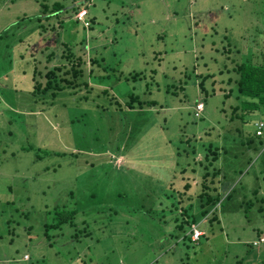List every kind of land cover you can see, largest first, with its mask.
Returning a JSON list of instances; mask_svg holds the SVG:
<instances>
[{"label":"rangeland","instance_id":"obj_1","mask_svg":"<svg viewBox=\"0 0 264 264\" xmlns=\"http://www.w3.org/2000/svg\"><path fill=\"white\" fill-rule=\"evenodd\" d=\"M61 1L40 24L35 0H0V264H264V118L233 112L221 73L226 55L228 69L264 62V0ZM51 36L82 56L88 83L33 95L31 56ZM54 49L51 66L69 53ZM212 149L219 222L184 240L168 207L186 181L182 201L199 193ZM56 208L75 224L46 233Z\"/></svg>","mask_w":264,"mask_h":264},{"label":"trees","instance_id":"obj_2","mask_svg":"<svg viewBox=\"0 0 264 264\" xmlns=\"http://www.w3.org/2000/svg\"><path fill=\"white\" fill-rule=\"evenodd\" d=\"M13 1V0H11ZM36 3L40 7V14L37 16H31V17H37V21L40 23L41 18L44 17L47 20L53 17H58L62 15V13H65L67 8L65 7L64 3L61 0H35ZM76 9V14L78 12H81L82 7L79 5H73L72 8ZM85 8V7H84ZM75 14V15H76ZM76 17V16H75ZM73 22H79L77 18H74ZM41 24V23H40ZM66 23L63 19H60V25L64 28ZM40 26V30L42 29V25ZM62 28V29H63ZM44 29H47L46 26H44ZM43 29V30H44ZM52 30L56 31V27L52 25ZM53 42L50 45L44 44L43 49H39L38 51L41 55L36 58L34 55L31 56V59L33 60L31 65V75L33 80V86L32 90H29V93H33V95H40V94H46L50 92V95L53 97L57 96V93L59 91L67 90V89H75L77 87H80L81 85L87 86V81L85 80V73L84 69L81 66L84 64L82 61V56L77 55V52L74 53L71 50L72 48L69 47V44L67 43L69 40L66 41H56L53 40V36L49 37V40ZM86 40V38H82L80 41H74L73 46H75L76 51L78 48H81L80 45ZM66 44L68 46V54H65L62 52L61 54V62L58 64H54L53 66L50 65L53 61H55V55L57 53V50L54 48L59 47L61 44ZM58 44V45H57ZM50 48V50H49ZM48 50V52H47ZM38 53H36L37 55ZM41 57V58H40ZM227 55L224 57V67L226 71H223L221 69V73L229 74V76L226 78L229 85H231L230 90L228 92L229 95H231V92L233 90V93L236 92L235 95H233L234 102L233 105V112L237 110L241 111L243 110L242 114H237L242 121L246 120V115H252V113L260 112L262 118H264V62L258 63L254 61H235V65L231 69H228L227 66ZM75 59V61H74ZM233 59V58H231ZM67 60V61H66ZM235 60V59H234ZM30 61V60H29ZM28 61V62H29ZM63 61V62H62ZM70 61V63H69ZM67 62V63H66ZM30 70V68H28ZM25 70V69H24ZM28 72V71H26ZM90 74L93 73V69H91ZM45 79V81H43ZM225 80V81H226ZM203 87V86H202ZM232 89V90H231ZM105 91V90H104ZM106 92V91H105ZM206 96H214L213 92L210 93L206 90ZM204 99L207 100L208 97ZM232 96V95H231ZM134 98V100H133ZM137 96L134 94L131 96V107L133 106V103L135 100H137ZM154 103V102H152ZM142 104H140V107ZM196 107V106H195ZM247 110V111H246ZM247 113V114H244ZM264 120V119H263ZM258 136L257 134H255ZM261 137V136H258ZM211 148V147H210ZM217 149V148H216ZM211 150V153L213 154L212 160H209L208 157L204 162L201 163L199 175H201V178H199L198 184L200 185L199 193L194 194V196L200 199V205L199 209L195 208V205L193 203L194 196H188L186 201H182V197L187 194V192L190 190V187L194 184L193 182L186 181L180 187V190H182L183 195L179 197V199H175L172 203H170L168 207V212L173 211L174 209L177 210V215H181L182 219H178L179 216L175 217L176 220V228L178 230H182L183 232V239L188 240L190 239L192 242H198L203 236L206 235L207 229H201L203 234L200 236L198 240L192 239V228L194 225L197 227L200 225L201 222H204L205 225H208V228L210 225L214 224L215 220L216 222H219L218 214L216 213V205L219 203L222 192L221 190H224V184L221 182V178L218 176L220 175V168L221 166L218 165L216 162L219 161V153L218 150ZM213 162V168L208 169L207 165L209 162ZM174 186V183H170V187L172 188ZM223 188V189H222ZM258 188L255 190L254 193H258ZM230 193H228L227 196H229ZM187 196V195H186ZM210 213V215H208ZM52 221L48 222L45 226L46 233H48L52 229H60L66 225L73 226L75 224L74 222V216L76 215L75 209H67V208H56L54 209L52 213ZM187 227L190 228V232H185L184 229ZM199 228V227H198ZM185 232V233H184ZM264 232H258V237L261 236Z\"/></svg>","mask_w":264,"mask_h":264},{"label":"built area","instance_id":"obj_3","mask_svg":"<svg viewBox=\"0 0 264 264\" xmlns=\"http://www.w3.org/2000/svg\"><path fill=\"white\" fill-rule=\"evenodd\" d=\"M79 13L80 14L78 15V17H79V19H82L83 18V15H85L86 12L84 10V11L79 12ZM202 106H203L202 103H200L198 105V108H197V111H196L197 114L202 111V110H200V109H202ZM263 129H264V123L261 122L260 124H258L257 129H256L257 135H261L263 133ZM202 233L203 232L196 225H194L193 228H192V239L193 240H198L200 238V236L202 235ZM255 242L257 244L258 243L259 244L264 243V236H262L261 238L259 237L258 239H256Z\"/></svg>","mask_w":264,"mask_h":264}]
</instances>
